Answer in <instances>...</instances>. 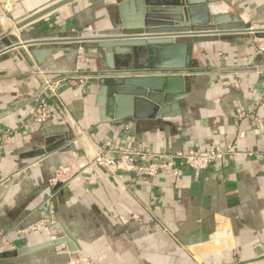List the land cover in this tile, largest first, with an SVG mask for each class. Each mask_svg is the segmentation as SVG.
I'll return each instance as SVG.
<instances>
[{
	"label": "crops",
	"instance_id": "0c3cea01",
	"mask_svg": "<svg viewBox=\"0 0 264 264\" xmlns=\"http://www.w3.org/2000/svg\"><path fill=\"white\" fill-rule=\"evenodd\" d=\"M57 1L0 0V39L6 27L19 37L15 22ZM116 7V0H77L23 30L35 36L101 30ZM214 9L247 27L264 22V0H223ZM178 40L194 45L198 68L187 73L195 81L179 116L154 120L102 122L99 77L108 71L98 51L80 43L36 46L69 52L33 68L18 54L28 46L0 55V254L69 240L68 234L77 248H43L0 264L81 257L96 264H264V52L258 51L264 40L246 34ZM41 102L51 109L42 124L35 121ZM218 146L234 151L204 171L178 164L177 175L136 170L157 167L162 155ZM125 152L136 154L129 157L135 170ZM99 153L120 169L85 166L52 183L59 170Z\"/></svg>",
	"mask_w": 264,
	"mask_h": 264
},
{
	"label": "water",
	"instance_id": "95a60500",
	"mask_svg": "<svg viewBox=\"0 0 264 264\" xmlns=\"http://www.w3.org/2000/svg\"><path fill=\"white\" fill-rule=\"evenodd\" d=\"M75 1L59 0L15 22V29L20 31L19 37L13 34L12 28L6 27V34L0 39V55L28 46V51L20 50L18 54L33 68L34 64L42 66L55 54L69 52L67 49H38L36 46L80 43L82 49L98 51L108 71L99 77L98 107L102 122H119L126 118L154 120L180 115V102L190 94L191 83L195 81V75L190 76L187 72L197 69L198 61L193 58V43L178 39L246 34L264 40V22L247 27L238 17H221L223 14L214 6L223 0H116L114 14L110 15L108 24L101 30L36 36L23 30L32 22ZM226 19L231 20L225 23ZM157 70H174L181 74H136ZM139 111H145V116H141ZM59 145L34 152L32 156L42 157ZM67 237L69 240L56 239L13 253H3L0 258L25 256L60 245H67L70 252L77 251L71 246L76 242L73 236L68 234Z\"/></svg>",
	"mask_w": 264,
	"mask_h": 264
},
{
	"label": "built area",
	"instance_id": "2783aa9c",
	"mask_svg": "<svg viewBox=\"0 0 264 264\" xmlns=\"http://www.w3.org/2000/svg\"><path fill=\"white\" fill-rule=\"evenodd\" d=\"M259 53L264 52V42L260 43L258 48ZM138 75H148V76H177L181 74L179 71L174 70H157V71H146V72H136ZM51 115V109L47 102H41V104L38 106L35 116V121L42 124L45 123L47 120H49ZM243 135V134H242ZM241 135V136H242ZM233 147H223L218 146L215 148H212L208 151H200V150H189V151H182L177 152L174 155H162L159 156V160H161L160 165L157 167L155 166H149V167H139L136 168L132 165V159L129 157H133V155H136L131 152H125L123 153V158H125L128 162L129 169H134L138 172H141L147 176H155L157 175L159 170H170L173 172L174 175H177L178 172L175 170L178 164L182 167H188L192 170L196 171H204L207 170L212 165H218L222 164L227 156L230 153H233ZM121 160H124V159ZM85 166H98L106 169H112V170H119L120 169V163L112 158L109 154L99 153L95 157L91 158L90 160H87L86 162H82L77 165H73L72 167H67L59 170L56 173L55 178L52 180V183H56L60 178L67 177L68 174L71 171H78ZM40 227H43V225H39ZM63 264H96L88 257H81L79 259H69L67 262Z\"/></svg>",
	"mask_w": 264,
	"mask_h": 264
},
{
	"label": "rangeland",
	"instance_id": "374dc122",
	"mask_svg": "<svg viewBox=\"0 0 264 264\" xmlns=\"http://www.w3.org/2000/svg\"><path fill=\"white\" fill-rule=\"evenodd\" d=\"M250 27H251V24H250ZM260 40V39H259Z\"/></svg>",
	"mask_w": 264,
	"mask_h": 264
},
{
	"label": "bare ground",
	"instance_id": "6f19581e",
	"mask_svg": "<svg viewBox=\"0 0 264 264\" xmlns=\"http://www.w3.org/2000/svg\"><path fill=\"white\" fill-rule=\"evenodd\" d=\"M37 4V3H36Z\"/></svg>",
	"mask_w": 264,
	"mask_h": 264
}]
</instances>
